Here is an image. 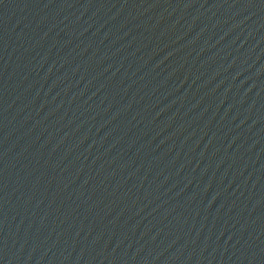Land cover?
I'll list each match as a JSON object with an SVG mask.
<instances>
[{
    "label": "water",
    "instance_id": "95a60500",
    "mask_svg": "<svg viewBox=\"0 0 264 264\" xmlns=\"http://www.w3.org/2000/svg\"><path fill=\"white\" fill-rule=\"evenodd\" d=\"M0 264H264V0H0Z\"/></svg>",
    "mask_w": 264,
    "mask_h": 264
}]
</instances>
